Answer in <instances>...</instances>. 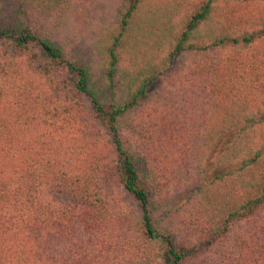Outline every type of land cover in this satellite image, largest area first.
<instances>
[{"label":"trees","instance_id":"1","mask_svg":"<svg viewBox=\"0 0 264 264\" xmlns=\"http://www.w3.org/2000/svg\"><path fill=\"white\" fill-rule=\"evenodd\" d=\"M0 264H264V0H0Z\"/></svg>","mask_w":264,"mask_h":264},{"label":"rangeland","instance_id":"2","mask_svg":"<svg viewBox=\"0 0 264 264\" xmlns=\"http://www.w3.org/2000/svg\"><path fill=\"white\" fill-rule=\"evenodd\" d=\"M108 17L112 21L115 20L114 19L115 14L113 12V9L109 11ZM183 20L178 19L177 22L178 30H180V28L182 27ZM166 82H167V77L166 75H163L157 82L155 88L156 89L162 88L163 86L166 85ZM169 102L170 101H168V103ZM169 106L170 104L168 105V107ZM168 107H164L163 109H161V112L159 114L151 111V109H147L144 113H140L138 117L137 120L139 123L138 129L141 131L148 128L151 129L155 125H162V127L151 129V130L161 129L159 132L148 131L147 135H150L151 132L154 133V135H157V137L155 138V143L175 142L173 140H170V137H168L167 139H163V137L160 136V138H158L159 135H163L168 130L170 131V129H174L175 127L176 117H174L173 114H169ZM157 156H158L157 159L164 157L161 154H158ZM196 186H197L196 183H187L186 185L179 187L175 190L171 189L172 190L171 196L173 198L174 204H180L184 202L185 200L184 198L187 197L189 193H192V191H194ZM101 189L103 195L105 196L108 202L109 212L111 213H116L119 211L130 212L136 210V205L133 204L132 201L129 199L123 187L115 181V179L111 176V174L109 175V172L105 173V175L101 180ZM56 198L60 204L63 205L71 204V201L68 199L66 195L56 194ZM215 251L216 250L213 248H209V249L206 248L204 250V254L202 255V257H204V259L208 261V259L215 253Z\"/></svg>","mask_w":264,"mask_h":264}]
</instances>
